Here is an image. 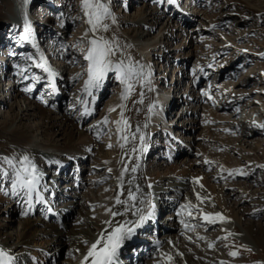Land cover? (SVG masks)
<instances>
[{"label": "rangeland", "instance_id": "obj_1", "mask_svg": "<svg viewBox=\"0 0 264 264\" xmlns=\"http://www.w3.org/2000/svg\"><path fill=\"white\" fill-rule=\"evenodd\" d=\"M103 1L108 4L112 16L115 17V22H113L112 19L111 21L115 26L116 32L120 34H129L131 33L130 31L134 29L137 36L143 37L144 34L147 33L154 37L167 26L168 32L174 35V40L169 44L168 41L165 40L163 44L164 47L162 46L161 52H164L168 57H164V60L163 58L159 59L157 60L158 62L154 60L150 61V68L153 70L152 76L156 77V75H162L164 77L163 81L166 82L165 87L168 82H170V78H173L177 74V66L182 70V74L176 77V80L178 78V87L174 88V90L172 89V93L164 88V96L162 95V97L171 100V95H174V92L179 94V92L182 93L183 91H185V93H183L185 96L187 95L190 84V88L193 90H189H191L194 102L197 101L198 94L201 92H209L208 94L211 96V99H203L202 104L198 103L195 105L194 110L197 111V116L194 120V125L190 123L191 120L187 121L189 118H186V116H180L181 112L177 110L178 105L174 108L172 113L164 116L166 122L163 123V128L165 130H170V137L166 138L165 132L162 134L161 131H158L156 135L150 137V152H148L146 159H144L148 171L159 166L158 171L162 175L164 165L160 166L157 164H164L166 156L176 152L173 150L175 148L172 147L170 141H173L174 143L172 144L174 145H176L175 142H178L180 146L183 143H185L183 146H186L187 142L184 141L183 138H193V144L186 148L188 149L187 154L183 153L177 156H175V154L171 155L174 157L173 162L179 163L178 165L183 164L186 160L189 161L190 165L196 163L197 166L194 165L196 168L195 170L202 169L199 170L197 174L201 176H206L205 174H207L209 176L208 180L210 181L218 176L226 177V175L223 174L225 169L235 171L236 173L237 170H240L245 173L243 174L245 177L251 175L252 179L249 181L243 177H238L237 180L234 181L235 184H241L246 180L245 183L251 185L250 192L244 194L242 199H238L234 202L229 198L228 206L233 209V206H235L234 204H242V202L246 200L247 204H242V206H244L243 210L247 213L246 215H243V213L239 214L243 219L244 226L251 222L264 226V217L261 219V216L254 215L264 210V182H258L262 181L264 178V167H260L264 166V128L259 127L260 132H257L259 134L249 137L250 134L233 127V120L237 117L238 121L241 122L244 117L248 115L251 117L254 116L253 118L256 123H259L260 120L264 121V119H262V116H264V110H262L264 108V98L260 96L261 94L264 95V57L261 56V54H264V0H197L200 1L199 5L196 3V0H184L185 2L179 0L178 6L176 5L175 9H170L168 0ZM8 5H12L14 8L16 7V10L20 8L19 20L25 18V10L28 11L32 18V22L31 18L28 22L34 25V31L36 33L39 31V33H37L38 38L42 35L38 42L42 43L43 46H45L44 48L48 50L45 56L50 58L49 63L54 72H57L61 76L58 83L60 86L57 88L60 97L55 95V100L52 103L48 100L46 102V97L43 96V94H47L44 93L43 90L46 88L44 85L48 79L43 73L36 74V76L40 77L38 83L33 84L31 77L28 79L30 81H26L24 84L20 83L23 75L20 73H24L26 69H28L29 73H32L33 69L36 68L32 64L21 67L25 59L28 61L27 58L30 56L29 54L25 53L26 58L21 57L24 60L14 62L16 63L14 64V68L10 66L12 63L10 61V56L13 54V56L16 55L15 51L12 50L16 45H13V43L12 45L7 44L5 39L8 37L9 28H11L10 22L12 20L7 12ZM194 7H196L195 11ZM139 9H141L140 12L138 11ZM179 9H181V13ZM138 12L142 13L144 15L143 17L146 18L149 17L151 12H156L157 14L149 23H139V18H137L139 17L137 14ZM185 14H192L193 16H185ZM210 14L214 15V18L210 17ZM204 15H206L208 19L203 20ZM18 22L19 23L16 24H24V22ZM167 22H169V24H167ZM128 27L130 29H128ZM87 32L88 25L85 22L84 13L81 8V0H28L27 3H24V0H0V66L4 65V68L6 67V70H4L3 67L0 68V138L2 137L1 129L3 123H5V125H15L18 120V118L15 121L7 119L9 109L7 104H5L6 99L3 97L4 93H6L4 90L13 86V92L17 94L15 99L16 104L23 105L22 103H27L28 101V103L38 107L39 111H45L52 118H59L62 116L64 121L68 120L74 125L79 124L78 127L87 131L88 135L93 136L97 134L98 139L111 145L107 150L111 154L118 149L116 124L114 123L116 119L105 113V110L110 109L112 105L119 107L123 103V101L119 99L122 87L119 83H114L111 77L113 74L107 76L108 81H112L101 85L104 90L100 87L99 91L102 92L99 93V95L94 90L95 95L98 96L95 98L97 99L95 103V114L93 110L90 119L78 121V109L76 110L75 107L73 108V106L77 104V96L83 95V83L84 80L87 79L81 75L78 79L73 78L75 75L86 73L87 65L86 62L83 61V54L87 50L88 40L91 37V33L86 35ZM22 33L23 31L20 29L14 32L15 41L21 43L19 36ZM184 44H186V46H184ZM173 55L178 56L174 62V59L171 58ZM152 59H155V57H152ZM245 64H247L246 67H244ZM209 65H211V67H209ZM8 66H10L8 69V71H11L10 73L7 71ZM173 68H175V71H173ZM200 68L204 69V71L208 70V74L204 72L199 74L198 69ZM21 69H24V71L22 72ZM195 75L196 77L194 78ZM154 77L153 80H155ZM201 77H205L206 80L203 79L204 81H201ZM6 82L8 83L3 85ZM29 84H33L32 94L30 96L26 95L27 93L25 94L22 90ZM162 90L163 88L160 91L162 92ZM231 90H233V94L241 95L242 93H246L249 95L248 100L243 102L241 100V103L239 102L233 108L232 111H234V115L227 110H220L222 102L226 99L225 96ZM39 94L42 96H39ZM153 94L154 97L157 96L156 93ZM167 94H169L170 98ZM25 97L27 99H25L26 101L24 100ZM41 100L44 102L42 103ZM10 103H12V101H10ZM208 110H212L210 114ZM11 113L16 114L17 111L14 109ZM103 115L107 119V123L101 125L98 123V120H100V117ZM204 116L206 117L204 118ZM22 123L26 126L33 127L40 125L41 121L37 118H32V120L22 121ZM65 124L67 127L69 126L68 123ZM12 128L14 129V126H12ZM161 130H163L162 127ZM188 134L190 136H188ZM5 144L10 145L12 142L10 141ZM168 146L169 150L165 149V147L168 148ZM205 159H209V162H214L212 166H207L208 171L206 167L202 168L204 167L203 161H205ZM37 160L40 159L37 158ZM172 163H170V165H174ZM87 164H89V162H86V165ZM2 166L4 167L6 165L2 164L1 167ZM82 166H85V163ZM88 168L89 166L86 168L83 167L81 173H79L78 170L74 173V166L70 163L67 173L69 175L72 173L74 176L77 175L81 181L86 183V186L93 181L94 178L101 180L88 191V195L91 196L92 199L100 201V193L106 194L113 182L110 178L108 179L109 174L105 170H100L99 174H95L94 171ZM8 171L12 172L11 169H8ZM11 174L12 173H10V175ZM51 175L50 172L47 182ZM105 177L107 179L103 180ZM72 178L74 179L73 175L70 180H72ZM7 179L10 180L8 177ZM1 180L2 178L0 177V226H8H5L6 231L0 238L5 239V237H8L12 242H16L19 239L17 216L19 218V213L26 208V204L22 203L25 200L16 201V199H11L8 191L5 192L7 188L11 187V183L7 184L3 191V182ZM251 180L256 183H252ZM68 181L69 180H60L57 187L61 188L62 185ZM213 184L218 185L219 183L217 180H214ZM234 187H236V185H234ZM255 189H258L256 190L257 193L252 192ZM86 191L87 187H84V189L80 191H76V193L79 192L80 201H86V196L82 193ZM65 192L66 191H61L63 194ZM258 192L263 194L262 199L258 197L260 194H258ZM66 193L73 195V191H68ZM63 194L60 197L66 198ZM257 197L259 200H257ZM252 201L256 202V204L252 205L254 204ZM249 205L252 206L248 207ZM79 206L78 210L76 209L79 214L88 213L83 204ZM6 210H13L14 213L8 215L5 213ZM164 212V216L161 220L164 222V228L168 229L169 233L177 235L176 245L178 244L182 249L187 248V250L192 253H203L204 255H206L209 250H212V252L213 250L215 251L211 253L214 255L212 258L210 257V261L198 260L199 264H209L213 261L214 264H264L263 242L261 240L255 241V243L242 241L239 236L241 233L239 228H236L238 235H235L233 231L225 230L222 224H219L216 226L217 230L215 229L213 233L210 230L202 232L204 238L201 240L199 239L198 244L192 242L182 243L180 239L181 233H186L192 238L195 237V234H201L198 227L200 220L197 219V216L191 217L193 220L192 224H197L198 226L185 228V230L183 228L179 231L180 224L176 221L178 218H175L171 224L167 223L165 215L169 213L166 212V210ZM54 219L57 220L56 217H54ZM75 219L76 212H72L70 216L68 215L65 219L63 218L59 224L62 223L63 225L70 226L75 223ZM153 233L157 232L152 229L150 232H146L145 235H141V238H144V240L154 239L155 235ZM160 233H157L159 235L158 237L161 236ZM229 233H231V235H229ZM208 240L212 242L211 247H209ZM215 242H219V244ZM44 244L45 239H41V236H38L33 242L34 246L41 249L35 250L36 256L34 257V261L36 264H44L45 259L48 261V264H74V253L72 252L70 243L63 245L60 251L57 250L56 256L53 259L45 258L44 253H42ZM127 250L128 249H126V251ZM229 252H236L237 254L233 257L229 255ZM52 253L53 251L48 254ZM206 256L208 257V255ZM130 257L131 255L127 257L128 260H130ZM219 257H223L222 263L217 261ZM146 258L147 257L142 256L137 264H149L153 257L148 256V258ZM179 261L184 264L183 258H174V260H171V264H178ZM16 262L18 263L21 261L18 259ZM194 264H197V261L194 262Z\"/></svg>", "mask_w": 264, "mask_h": 264}, {"label": "bare ground", "instance_id": "obj_2", "mask_svg": "<svg viewBox=\"0 0 264 264\" xmlns=\"http://www.w3.org/2000/svg\"><path fill=\"white\" fill-rule=\"evenodd\" d=\"M181 1L185 2L184 0ZM178 2L179 0H174L173 4H171V6L169 5L170 9L172 8L175 9L176 5L178 6ZM199 2L200 1L196 0V3L198 5L200 4ZM195 9L196 7H194V11ZM19 10L20 8L16 10V7L14 8L12 5L7 6L8 15L12 18V20L10 22L11 24L9 23L11 25L10 26L11 28H9L10 30L7 35L8 37H6L5 39L7 44L12 45L13 43V45H16L12 50L15 51L16 53L15 56H17V57L13 56L14 54L10 56L11 57L10 61L12 62L10 64L11 68H14V64H16L14 62H18L19 60H24L23 58L26 56V54H29L34 60L38 62L40 60H43L45 65L54 72L52 66L49 63L50 58L45 56L48 50L44 48L45 46H43L42 43L38 42L42 35L39 38L37 37V33H39V31H37V33L34 31V25L32 23L30 24V22H28L31 28L32 37L34 38L35 47L27 44L26 42L20 43L15 41L14 32H17L19 29V25L16 23H19L18 21H20V23L24 22L25 19L23 18L22 20H19L20 18L19 13L21 12ZM138 11L140 12L141 9H139ZM180 11L181 9H179V12ZM139 12L137 13L139 16L137 17L139 18L138 19L139 23L142 22L149 23L153 19V17H155V15L157 14L156 12L155 13L151 12L149 14L148 17L149 20H148V18L143 17L144 15ZM25 14H26L25 17L29 21V19L31 18L30 14L26 10H25ZM186 15L193 16L192 14H185V16ZM210 17L214 18V15L210 14ZM203 18H204L203 20L208 19L206 15H204ZM31 22H32V18H31ZM105 23L108 25V31L98 32L97 35H102L106 39H111L115 37L116 40H118L120 47L123 49L125 56L131 57L133 62H138L141 66H143L145 71L149 74L148 82L145 84L143 89L140 88L139 84H136L135 91H133L127 97V99L123 101V105H124L123 115L124 118L129 122L130 125L129 131L131 133H135L137 127H139L140 132L143 133L146 137L145 144L147 145V150L140 153L132 152L133 146L136 147L140 146L139 136L137 134V138L135 140H133L131 136H129L128 142L125 144L123 149L120 147V144L123 143V141L117 140L118 149L111 154L109 151H107L109 147L108 144L98 139L97 134L93 136L88 135L87 131H84L83 129L78 127L79 124L74 125L68 120L64 121L62 116L59 118H52L45 111H39L38 107L28 103V101L27 103L25 102L22 103L23 105L16 104L15 99L17 97V94L13 92V86L8 87L6 90H4L6 93H4L3 96L6 99L5 104H7L9 109L8 111L9 114L7 115V119H10L11 121H15L18 118V120L15 125H7V124L5 125V123H3V127L1 129L2 137L0 138L1 165L5 164L3 162V159L5 157L14 159L15 161H17L18 164V158L20 156L28 155L29 158L33 161V163L36 164L38 170L43 174L41 179V184L47 186V191H44L43 188L40 189L42 194L45 196V203L43 204L33 202L32 207L29 208L28 204L25 201L22 202L26 204V208L19 213V218L17 216L18 221L16 220L19 231V239L16 242H12L8 237H5V239L0 238V249L7 251L11 256H13L14 264H36V262L34 261V257L36 256V251L41 249L38 248L37 246H34L33 242L34 240L37 239L38 236H41V239H45V244L42 247V251H43L42 253H44L45 258L53 259L56 256L57 250L60 251L63 245H65L66 243H70L72 247V252L74 253L73 263L80 264V260L82 259V254L87 251V247L90 246L91 243H93L97 239L98 235L102 231H105L106 229L110 230V225H106L102 223L103 221L110 220L112 221V223H118L126 219L127 220L137 219V217H133L131 215V209H129V212L126 213L124 216H116V217H110L109 214L105 211V209H111L113 211L119 210L123 212V205L116 204L115 197L117 192H120L121 200H125L127 198V190L129 188L128 181L129 179H133V177L134 180L131 185V188L133 190H135L136 187L140 188V193L137 194L139 198H147V194L149 192L148 185L150 184L152 186L150 190L152 193L150 199L155 207L152 212V217L144 223L143 227L136 229V233L133 235L131 240H126L124 242L123 246L119 251L120 264H137L138 261L141 260L142 256L153 257L149 264H168L167 261L161 259V253L171 256L172 257L171 260H174V258L177 259L183 258L184 264H194V262L196 261L197 264H199L198 260L210 261V257L212 258L214 255L211 253H214L215 252L214 250L213 252L212 250H209L206 254L208 255L207 257L203 253H192L188 251L187 248L182 249L181 246H179L178 244L176 245L177 235H173L172 233H169L168 229L164 228V222H162L161 220V218H163L164 216L165 210L166 212L169 213L168 215H165V217L167 218L166 219L167 223L171 224V222L175 218H178L176 221L178 224H180L179 231L183 228L185 230V228L198 226L197 224H192L193 220L191 217L197 216V219L200 220L198 227H199V232H201V234L199 233L195 234V237L197 238L196 239L195 237L192 238L190 235L186 233H181L180 239L182 243L192 242L198 244V240L204 238L203 237L204 234L202 235V232L206 230H210L213 233L216 229V226L222 224L225 230H231L234 232L235 235H238V233L236 232V228H239L241 230V233L239 234L240 239L244 242L255 243V241L257 242L261 240L264 244V226L258 223L255 224L253 222L248 223L244 226L243 219L239 215L241 213H243V215H246L247 213L243 210L244 206H242V204H247L246 200L245 202H242V204L239 203L234 204L235 206H233V209L228 206L229 198L232 199V201L234 202L238 199L239 200L242 199L244 194H248L250 192L251 185L246 184L245 181L246 180L249 181L250 179H252L251 175L245 177L244 175L237 174L235 171L230 170L231 171L230 172L229 170L225 169V171L223 170L224 171L223 174H225L226 177L218 176L217 178L215 179L213 178V180L210 181L208 180L209 176L207 174H205L206 176L204 175L201 176L197 174L199 173L198 171L202 169L195 170L196 168L194 167V165L197 166L196 163L194 165H190L189 161L186 160V162H184L183 164L178 165L179 163L173 162L174 157L171 155L175 154V156H177L178 154H183V153L187 154L188 149L186 148L189 147V145L193 144L194 142L193 138L191 139L188 138L186 139V137L183 138L184 141L187 142L186 146H183V144L185 143H183L180 146L178 142H175L176 145H174L172 144L174 142L170 141L172 147L175 148L173 150H175L176 152H173L172 154L166 156L164 160V164H157L160 166L164 165L163 166L164 171L162 175L158 171L159 166H156L155 169L148 171V169L146 168L147 165L144 163V159H146V155L148 154V152H150V141H151L150 137L152 135H156L158 131H161L162 134H164L165 132L166 138L170 137V130L169 129L165 130L163 128L164 127L163 123L166 122V120H164V116L172 113L174 108L178 105L177 110L181 112L180 116L182 115L186 116V118H189V120L187 121L191 120L190 123H193L194 125V120L197 116V111L194 110L195 105L198 103L202 104L203 99L206 98L208 99L209 92L207 93L208 95L206 96H203L201 92L200 94H198L197 101L194 102V98L191 95V90H189L192 89L190 88L191 87L190 84L187 90V95L185 96L183 94L185 93V91H183L182 93L179 92V94H176V92H174L175 94L171 95V100L162 97V95L164 96V90H165L164 88H166L168 92L171 91L172 93L173 92L172 89L174 90V88L178 87L179 85L177 82L178 78L176 80V77L182 74L181 68L177 66L178 68L177 74L173 78H170L171 80H169L170 82H168L166 87H165L166 82L163 81L164 77L162 75L160 76L156 75V77L152 76L153 70L150 68L151 67L150 61L152 60L157 61L162 58L164 60V57L165 58L168 57V55H165L164 52H161L162 46L165 40H167L169 44L172 40L175 39L174 35L168 32L167 26H165L157 36L152 37L147 33H145L143 37H140L136 35L134 29L131 30L130 31L131 33L129 34H120L116 32L115 26L111 21V19H106ZM167 24H169V22H167ZM128 29L130 28L128 27ZM184 46H186V44H184ZM37 51H39V55H37ZM174 55L171 57L172 59H174L173 62L176 61V59L178 58V56H174ZM152 57L153 58L155 57V59H152ZM73 61H77V60H73ZM28 64L33 65L31 60L26 61L25 59L24 63L21 64V67H26ZM246 65L247 64H245L244 67H246ZM10 66H8L7 71L10 68ZM2 67L4 70H6V67L4 68V65L0 66V68ZM201 69L202 68L198 69L199 74L202 72L204 73L209 72L208 70L204 71V69L203 71H201ZM33 71L34 72L29 73L28 69H26L24 73H20L21 75L23 74L21 79L23 82L21 81L20 83L24 84L26 81H30L28 79H30L29 77H32V75H36L37 73L38 74L42 73V69H38V68H34ZM173 71H175V68H173ZM8 72L10 73L11 71ZM55 74L56 76L54 79V83L58 88L60 86L58 85V83L61 79V76L57 72ZM80 75L84 78H87L86 73H81L79 74V76ZM24 76H27L28 79L27 80L24 79ZM46 76L47 74L45 73V77ZM75 77H77V75H75L73 78ZM111 77L114 83H119L118 81L115 80L114 74ZM153 77L155 78V80H153ZM195 77L196 75L194 76V78ZM200 79L202 81V77ZM109 81H108V77H106L103 84L109 83ZM7 83L8 82L4 83L3 85H6ZM47 85L48 83L46 82L45 86L47 87ZM162 88L163 90L161 92L160 90ZM99 90L100 89H98L97 91L95 90V92L98 95L99 93L102 92ZM43 91L44 93L48 94V96H46L47 94H44L46 96V100L52 103L55 100L54 94L57 93L55 92L53 94L52 90L49 89L48 90L44 89ZM141 91H143V102L134 103L133 101L140 100ZM232 91L233 90L229 91L225 96L226 99L222 102L220 110H227L233 114L234 113V111H232L233 108L241 100L242 102L248 100L249 95H247L246 93L237 95V94H233ZM153 93H156L157 96L154 97ZM31 94L32 93L30 92L27 93L26 95L30 96ZM93 94L95 98L98 96L95 95V93ZM167 95L169 97V94ZM57 96H59V94ZM260 96L264 98L263 94H261ZM25 99L26 97L24 98V100ZM96 100L97 99H95L94 103L89 102L88 104V107L94 110V114L96 108V104H95ZM10 101H12V103H10ZM149 105L153 106L151 113H149L148 110ZM74 107L76 110L78 109L77 111L78 113L82 110L81 105L79 104L78 105L75 104L73 108ZM14 109L15 111H17L16 114L11 113ZM110 109H114V111H109V109H107L105 110L106 115L109 114L111 117L115 118L116 121L119 120L121 118L120 115L121 108L112 105ZM262 110H264V108ZM211 111L208 110V113L210 114ZM104 115L100 117V120H98V123L101 125L102 123L100 122L105 119ZM90 117H92V115L87 117L78 116V121L88 120L90 119ZM205 117L206 116H204V118ZM253 117H251L250 115L245 116L242 122L238 121V117H237L236 119L233 120V127H235L238 130H242V132L250 134L249 137L257 136L256 134H259L257 132H260V128L256 127V125L258 124L264 125V121L260 120L259 123H256ZM32 118H37L38 120L41 121V124L30 127L22 123V121H28L30 119L32 120ZM262 119H264V116H262ZM63 121L65 123H68L69 126L67 127ZM145 125L147 126L145 127ZM12 126H14V129L12 128ZM161 127L163 130H161ZM188 136L190 135L188 134ZM9 140L12 142V144L6 145L5 143L10 142ZM171 145H170V149H171ZM165 149L169 150V146L168 148L165 147ZM137 154H139L140 159L136 173H131L129 168V171L125 174L123 180V187L118 188L117 187L119 183L118 177L123 169V165L125 164L129 166L134 165L136 163L135 156ZM129 157H132V159H129ZM37 158H39L40 160H37ZM48 161H59L60 165L57 166L56 164L48 163ZM205 161H207L208 163H205ZM205 161H203L204 167L202 168L206 167L208 171L207 166H212L213 165L212 163L214 162L212 161L209 162V159H205ZM86 162H89V164L86 165ZM70 163H72L74 166V170H75L73 171L74 173H76L77 170L79 171V173H81L83 167L86 168L87 166H89L88 169L94 171L95 174L97 173L99 174L100 170H105L109 174L108 179L110 178L113 184L110 186L109 191L106 194L100 193L101 196L100 201L92 199V197L88 195V191H90L92 186L98 184V181L101 180L92 178L93 181L88 183V185L86 186V183L84 181H81L77 175L74 176L73 173L70 175L67 173V169ZM84 163L85 166H82ZM170 163L174 165H170ZM1 165L0 168L8 172L9 173L8 178H10V180H8L7 178L5 179L1 177L2 178L1 181L3 182L2 183L3 191H4L7 184L11 183L12 174L10 175V173L12 172L8 171V169H10L8 165L5 164L6 166L4 167L3 166L1 167ZM109 169H111V171H109ZM50 172L52 175L51 177H49V181L47 182V178L48 175H50ZM229 173H232V175H229ZM72 175L74 179L72 178V180H70ZM238 177L246 178V180L244 181V183L235 184L234 181L237 180ZM197 178H199L198 183H194V180H196ZM106 179H107L106 177L103 178V180ZM60 180L61 181L69 180V181L64 183L61 188H58L57 185ZM214 180H217L219 184L218 185L213 184ZM258 182L263 183L264 178L262 179V181H258ZM252 183H256V182L252 181ZM234 185H236V187H234ZM84 187H87V191L82 192L84 196H86L85 202L82 200L80 201L79 192L76 193L77 190L80 191L84 189ZM256 190L258 189H255L252 192L257 193ZM6 191H8V194L11 197V199H16V201L25 200L22 193L17 196L11 195V187L7 188L5 192ZM61 191H66V192L73 191V195L68 194L66 192L63 194L61 193ZM260 192H258V194ZM62 194L66 198H61L60 196H62ZM197 196L201 197V200H197ZM258 197L262 199L263 194L260 193ZM258 197L257 200H259ZM253 203L254 204L252 205L256 204V202ZM82 204L84 205V208L87 209L88 211L87 214H79V212H77L78 207H80L79 205ZM184 204H189L194 206L190 209L191 215H189L188 210H185L181 213L179 217H177V213H176L177 210L180 209V206ZM252 205H249L248 207H251ZM137 206L138 207L140 206L138 201H137ZM47 208H51L52 211L48 212ZM72 212L73 213L76 212V219L73 225L66 226L63 225L62 223L59 224V222L62 221L63 218L65 219V217H67L68 215L70 216ZM5 213L11 215L14 212L13 210L11 211L6 210ZM21 213H25V214L22 215ZM216 213H219L225 219L224 220L217 219L215 222L210 223L202 218V214L215 216ZM254 215L261 216L262 217L261 219H263L264 210ZM53 216L56 217L57 220H55ZM181 221H183V223H181ZM185 224L187 225V227H185ZM5 226L8 225L0 226V236L6 231ZM152 229L157 233L161 232L160 233L161 236L157 237L155 240L153 239L144 240V238H141V235H145L146 232H150ZM207 242L209 245L212 243L211 240H208ZM215 243L219 244V242H215ZM126 249L128 250L126 251ZM51 251H53V253L48 254ZM129 255H131L130 260H128L127 258ZM132 257L135 258V263L131 262ZM222 258L223 257L217 258V261L219 263H222L223 262ZM18 259H20L21 262L17 263L16 260ZM47 262L48 261L45 259L44 264H48ZM178 264H182L181 261H179ZM209 264H214V261Z\"/></svg>", "mask_w": 264, "mask_h": 264}, {"label": "snow or ice", "instance_id": "obj_3", "mask_svg": "<svg viewBox=\"0 0 264 264\" xmlns=\"http://www.w3.org/2000/svg\"><path fill=\"white\" fill-rule=\"evenodd\" d=\"M28 0H24V3H27ZM174 0H168V3L173 4ZM81 8L84 13L85 22L88 25V33H91V37L88 40V47L86 52L83 54V60L86 62V75L87 79L84 80L82 93L83 95L77 96L76 103L81 105L82 110L79 112L80 117H87L92 115V109L88 107L89 102H95L94 90H98L103 84L105 78L109 73L114 74V78L122 87L121 101L127 99V97L135 91L136 84H139L140 88L143 89L145 84L148 82V73L145 71L143 66L138 62H133L131 57H126L123 49L120 47L118 40L115 37L111 39H106L102 35H97L98 32H107L108 25L105 23L106 19H112L115 22V17L112 16V13L109 9L108 4L104 3L103 0H81ZM21 42H33L34 38L32 37V32L27 18L24 19V31L19 36ZM39 55V51H37ZM264 57V54H261ZM31 60L33 65L42 69L44 73L47 74V83L50 86L53 93L56 92V84L54 79L56 74L45 65L43 60L39 62L34 60L31 56L27 58ZM211 67V65H209ZM23 72L24 69H21ZM203 71V69H201ZM79 74L74 79H78ZM24 79H28L27 76H24ZM33 84L40 81V77L33 75L31 77ZM33 84H29L27 87L22 90L25 93L32 92ZM151 90V89H150ZM202 95H208L207 93L202 92ZM211 99V96L208 97ZM43 103L44 101L41 100ZM134 103L143 102V91L140 92V100L133 101ZM121 108V118L114 123L116 124V135L118 141H123L120 144V147L123 149L125 144L128 142L129 136L133 140L139 136L140 146H133L132 152L140 153L147 150V145L145 144V135L140 132L139 127H137L135 133L129 131L130 125L129 122L124 118L123 103L119 106ZM152 105L148 106L149 113L152 111ZM109 111H114V109H109ZM138 111V109H137ZM100 123L106 124L107 119L105 118ZM147 125H145L146 127ZM256 127L264 128V125H256ZM227 131V130H226ZM111 147V145H109ZM132 159V157H129ZM140 156L137 154L135 156V164L129 166L127 164L123 165V169L120 172L118 177L119 183L118 188L123 187V180L125 174L129 171L131 173H136L137 166L139 163ZM3 162L8 165L12 170V180H11V195L17 196L21 193L25 198V202L28 204L29 208L32 207L33 202L36 203H45V196L40 191L41 188L44 191H47V186L41 184V179L43 174L38 170L37 166L29 158L28 155H22L18 158L17 161L14 159L5 157ZM48 163L60 165L59 161H48ZM205 163H208L205 161ZM264 167V166H260ZM111 171V169H109ZM237 174H245L240 170H237ZM232 175V173H229ZM0 177L7 178L8 172L0 168ZM133 179H129L128 184L129 188L127 190V198L121 200V193L117 192L115 197V203L123 205V212L111 209H105L110 217L124 216L131 209V215L137 217L135 220H123L118 223H112L110 220H105L102 223L110 225V230L102 231L97 239L87 247V251L82 254V259L80 264H120L119 262V251L123 246L126 240H131L133 235L136 233V229L143 227L144 223L152 217V212L154 209V204L152 203L150 197L151 185H148L149 192L147 198H139L138 193H140V188L136 187L135 190L131 188ZM199 178L194 180V183H198ZM7 194V193H6ZM197 200H201V197L197 196ZM137 201L139 202V207L137 206ZM194 207L193 205L184 204L180 206V210L177 211V216H180L181 213L185 210H188L189 215H191L190 209ZM48 212H51V208H47ZM24 215L25 213H21ZM202 218L210 223L215 222L217 219L224 220L219 213H216L215 216L204 215ZM183 223V221H181ZM185 227L187 225L185 224ZM231 235V233H229ZM86 243V242H85ZM212 245L210 244L209 247ZM236 252H229L230 256H236ZM161 259L171 264L172 257L161 253ZM0 264H14V258L7 251L0 249Z\"/></svg>", "mask_w": 264, "mask_h": 264}]
</instances>
